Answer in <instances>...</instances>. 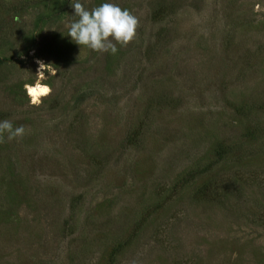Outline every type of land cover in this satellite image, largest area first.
<instances>
[{"label":"rangeland","instance_id":"374dc122","mask_svg":"<svg viewBox=\"0 0 264 264\" xmlns=\"http://www.w3.org/2000/svg\"><path fill=\"white\" fill-rule=\"evenodd\" d=\"M0 264H264V0H0Z\"/></svg>","mask_w":264,"mask_h":264},{"label":"bare ground","instance_id":"6f19581e","mask_svg":"<svg viewBox=\"0 0 264 264\" xmlns=\"http://www.w3.org/2000/svg\"><path fill=\"white\" fill-rule=\"evenodd\" d=\"M48 93V88L46 86H30L28 87V94L37 100L39 97L44 96Z\"/></svg>","mask_w":264,"mask_h":264}]
</instances>
